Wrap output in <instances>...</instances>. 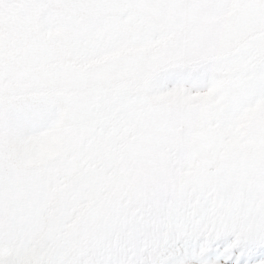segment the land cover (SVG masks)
<instances>
[{
	"label": "snow or ice",
	"instance_id": "obj_1",
	"mask_svg": "<svg viewBox=\"0 0 264 264\" xmlns=\"http://www.w3.org/2000/svg\"><path fill=\"white\" fill-rule=\"evenodd\" d=\"M10 4L0 0V9ZM112 6L168 16L163 27L96 42L85 37L80 47L99 53L126 42L155 44L189 15L228 5L118 0ZM247 6L262 10L264 0ZM244 44L253 72L209 116L151 142L129 131L107 154L85 147L42 168L25 165L32 103L0 85V264H264V128L248 157L220 159L244 112L264 104V32ZM5 55L0 46V63ZM214 74L209 63L178 65L163 80L169 89L183 85L195 93Z\"/></svg>",
	"mask_w": 264,
	"mask_h": 264
},
{
	"label": "rangeland",
	"instance_id": "obj_2",
	"mask_svg": "<svg viewBox=\"0 0 264 264\" xmlns=\"http://www.w3.org/2000/svg\"><path fill=\"white\" fill-rule=\"evenodd\" d=\"M51 2L11 0L0 9V46L6 49L0 85L34 109L28 121L33 134L24 145L27 167L42 168L85 147L107 154L129 131L151 142L190 127L239 91L253 72L245 38L264 32V9L248 7V0H224L227 7L189 15L155 44L126 42L98 53L79 41L135 36L163 27L168 14L112 6L118 0H67L57 7ZM73 3L80 6H68ZM197 63L214 66L204 90L164 83L168 69ZM260 128L264 104L258 103L244 112L221 162L248 157Z\"/></svg>",
	"mask_w": 264,
	"mask_h": 264
},
{
	"label": "bare ground",
	"instance_id": "obj_3",
	"mask_svg": "<svg viewBox=\"0 0 264 264\" xmlns=\"http://www.w3.org/2000/svg\"><path fill=\"white\" fill-rule=\"evenodd\" d=\"M36 132V131H35Z\"/></svg>",
	"mask_w": 264,
	"mask_h": 264
}]
</instances>
